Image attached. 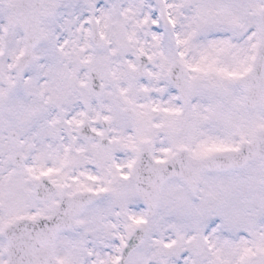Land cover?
Segmentation results:
<instances>
[{"label":"snow or ice","instance_id":"snow-or-ice-1","mask_svg":"<svg viewBox=\"0 0 264 264\" xmlns=\"http://www.w3.org/2000/svg\"><path fill=\"white\" fill-rule=\"evenodd\" d=\"M0 264H264V0H0Z\"/></svg>","mask_w":264,"mask_h":264}]
</instances>
